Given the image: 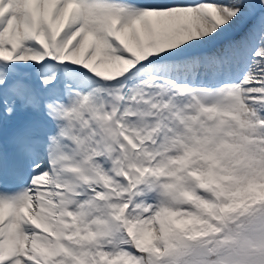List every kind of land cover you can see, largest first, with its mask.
I'll return each mask as SVG.
<instances>
[{"label": "snow or ice", "instance_id": "obj_1", "mask_svg": "<svg viewBox=\"0 0 264 264\" xmlns=\"http://www.w3.org/2000/svg\"><path fill=\"white\" fill-rule=\"evenodd\" d=\"M0 264H264V0H0Z\"/></svg>", "mask_w": 264, "mask_h": 264}]
</instances>
